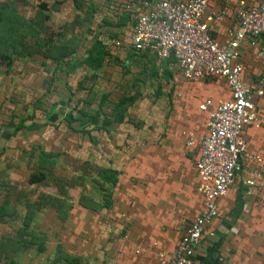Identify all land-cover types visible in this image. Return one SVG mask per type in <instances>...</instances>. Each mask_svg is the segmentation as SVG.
Wrapping results in <instances>:
<instances>
[{"label": "crops", "instance_id": "1", "mask_svg": "<svg viewBox=\"0 0 264 264\" xmlns=\"http://www.w3.org/2000/svg\"><path fill=\"white\" fill-rule=\"evenodd\" d=\"M218 6L215 0L210 9ZM124 17L127 27L122 33L125 35L117 37L119 47L100 41L107 51L102 63L118 62L121 70L119 73L116 65L106 68L111 70L107 76L112 80L108 88L112 99H103L99 109L103 110L106 103L108 108L94 115L95 125L88 114L82 123L87 154L89 141L96 136L98 165L117 174L114 186L102 183L109 188L107 208H98L95 215L80 205L70 210L79 216L75 223H80V228L65 231L71 245H63L62 250L79 258L81 264L94 260L96 264H157L156 250L172 251L187 223L201 209L193 170L196 150L183 146L181 132L203 134L206 114L197 110V104L205 98L226 97L220 79L186 82L173 61H157L148 53L131 52L127 16L118 9V25H124ZM206 21L218 38L229 24L227 20ZM92 43L83 50V56ZM241 61L243 82L250 85L259 67L246 48H242ZM154 89L155 96H151ZM242 137L250 152L264 158V129L246 127ZM249 180L251 187L246 184ZM217 212L194 250V264H264V169L245 161L226 195L218 199ZM70 217L68 213L65 222Z\"/></svg>", "mask_w": 264, "mask_h": 264}, {"label": "rangeland", "instance_id": "2", "mask_svg": "<svg viewBox=\"0 0 264 264\" xmlns=\"http://www.w3.org/2000/svg\"><path fill=\"white\" fill-rule=\"evenodd\" d=\"M118 9L119 0H0V54L10 58L7 68L0 60V264L80 261L62 250L65 231L80 228L70 210L81 198L95 215L109 195L82 123L108 108L97 110L100 96L112 99L107 65L121 73L118 62L91 73L81 61L94 40L125 35ZM38 172L43 180L29 184Z\"/></svg>", "mask_w": 264, "mask_h": 264}, {"label": "built area", "instance_id": "3", "mask_svg": "<svg viewBox=\"0 0 264 264\" xmlns=\"http://www.w3.org/2000/svg\"><path fill=\"white\" fill-rule=\"evenodd\" d=\"M213 1L119 0V11L127 16L131 52L173 61L186 82L217 78L226 89L225 98H205L197 104V110L206 114L203 134L181 132L183 146L196 150L193 170L201 209L170 253L156 250L157 264H194L203 230L217 217V201L226 195L243 163L255 162L264 169V158L250 152L242 137L246 127L264 129V0H216L219 6L211 10ZM206 19L229 21L221 38L213 34ZM107 43L119 47L120 40ZM242 48L253 53L259 67L250 85L243 82ZM246 184L251 187L253 182ZM152 246L156 248V243Z\"/></svg>", "mask_w": 264, "mask_h": 264}, {"label": "trees", "instance_id": "4", "mask_svg": "<svg viewBox=\"0 0 264 264\" xmlns=\"http://www.w3.org/2000/svg\"><path fill=\"white\" fill-rule=\"evenodd\" d=\"M43 7H44L43 5H40V8H43ZM105 56H107V52L105 50V47L103 46V44L99 40H95L92 43L91 47L86 50L85 56L82 59L81 64L85 65L88 69L93 71V70L98 69L101 66ZM0 60L5 62L6 68L9 66V64H10V58L9 57H7L3 54H0ZM102 102H103V96L100 99L97 110H99V108H101ZM67 125H68V128L70 130H73L69 126V123H67ZM116 174L117 173L115 171H112L109 169H100V177H101L100 182L101 183L106 182L112 187V186H114L115 181H116V178H115ZM41 180H43V174L41 172L32 174L28 177V183L29 184L41 182ZM82 200L83 199L79 198L78 203L80 206L83 207ZM108 206H109V201L107 200V201H103L99 207L100 208H107ZM85 208H87V207H85ZM76 260H77L76 258L72 260L73 264H81V263L77 262Z\"/></svg>", "mask_w": 264, "mask_h": 264}]
</instances>
